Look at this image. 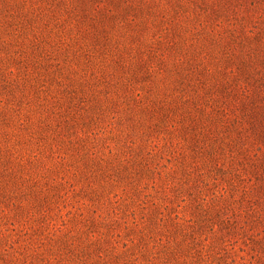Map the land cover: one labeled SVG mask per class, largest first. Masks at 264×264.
Returning <instances> with one entry per match:
<instances>
[{"label":"rangeland","instance_id":"obj_1","mask_svg":"<svg viewBox=\"0 0 264 264\" xmlns=\"http://www.w3.org/2000/svg\"><path fill=\"white\" fill-rule=\"evenodd\" d=\"M0 264H264V0H0Z\"/></svg>","mask_w":264,"mask_h":264},{"label":"trees","instance_id":"obj_2","mask_svg":"<svg viewBox=\"0 0 264 264\" xmlns=\"http://www.w3.org/2000/svg\"><path fill=\"white\" fill-rule=\"evenodd\" d=\"M209 211H210V210H209ZM209 211H208V212H209Z\"/></svg>","mask_w":264,"mask_h":264}]
</instances>
